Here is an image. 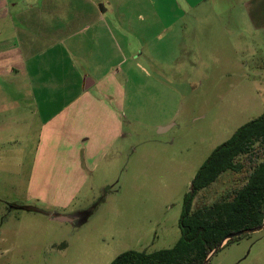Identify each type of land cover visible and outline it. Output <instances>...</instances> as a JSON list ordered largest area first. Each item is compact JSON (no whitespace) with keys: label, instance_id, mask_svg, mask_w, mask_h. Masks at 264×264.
Here are the masks:
<instances>
[{"label":"rangeland","instance_id":"obj_1","mask_svg":"<svg viewBox=\"0 0 264 264\" xmlns=\"http://www.w3.org/2000/svg\"><path fill=\"white\" fill-rule=\"evenodd\" d=\"M187 1L153 0V10H186L171 32L133 29L117 39L122 53L112 48L110 61L123 106L105 92L75 102L105 107L106 124L85 114L86 126L81 116L68 135L56 130L76 142L70 151L46 142L48 125L38 135L32 106L16 103L24 89H6L17 77L0 67V264H109L179 238L183 197L198 169L264 108V36L245 15L249 0ZM229 185L223 176L200 197L210 202ZM18 202L35 209L17 210ZM209 264H264V228L221 247Z\"/></svg>","mask_w":264,"mask_h":264},{"label":"crops","instance_id":"obj_2","mask_svg":"<svg viewBox=\"0 0 264 264\" xmlns=\"http://www.w3.org/2000/svg\"><path fill=\"white\" fill-rule=\"evenodd\" d=\"M107 1L106 8L98 3ZM134 1V2H133ZM153 0H0V67L13 70V78L6 89L23 90L22 102L32 106L34 120L38 122L39 136L43 130L49 145L66 147L70 151L76 142L65 140L56 130L74 131L73 126L94 119L106 124V108L77 106L83 96L92 99L96 93L114 96L117 107L123 106L124 88L110 61L111 49L122 53L118 38L126 31H167L186 19V10L177 16L164 10L152 9ZM186 5H189L185 0ZM145 9V10H144ZM245 15L252 28L264 36V0H249ZM146 18V22H141ZM185 27V24L183 25ZM118 35V36H117ZM16 55L19 67L11 59ZM91 63L95 72L82 74L77 64ZM108 65L109 69L103 72ZM8 73V72H5ZM16 75V76H15ZM14 90H11L13 93ZM90 92V93H89ZM20 94L19 91L15 95ZM118 99V100H117ZM42 138H39V142ZM46 151V150H44ZM46 153V152H44ZM17 210H32L22 202L14 204ZM67 213L51 212L49 218Z\"/></svg>","mask_w":264,"mask_h":264},{"label":"trees","instance_id":"obj_3","mask_svg":"<svg viewBox=\"0 0 264 264\" xmlns=\"http://www.w3.org/2000/svg\"><path fill=\"white\" fill-rule=\"evenodd\" d=\"M227 175L230 185L223 193L210 202L200 197ZM263 219L264 108L217 146L198 169L183 197L174 244L151 252L126 251L109 264H202L225 236L259 227Z\"/></svg>","mask_w":264,"mask_h":264},{"label":"water","instance_id":"obj_4","mask_svg":"<svg viewBox=\"0 0 264 264\" xmlns=\"http://www.w3.org/2000/svg\"><path fill=\"white\" fill-rule=\"evenodd\" d=\"M166 128H160V132L166 130ZM53 219L55 220H58V221H72L71 218H69L68 216H64V215H59V216H55L53 217ZM264 228V219H263V222L262 224L259 226V227H256V228H253V229H246V230H242V231H239V232H236V233H232V234H229L227 236H225L217 245L216 247H214L208 254L207 256L205 257V259L203 260V263L202 264H208L211 257L220 250L221 247H223L230 239L232 238H235V237H239L241 235H244V234H247V233H250V232H257L261 229Z\"/></svg>","mask_w":264,"mask_h":264}]
</instances>
